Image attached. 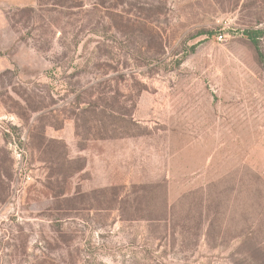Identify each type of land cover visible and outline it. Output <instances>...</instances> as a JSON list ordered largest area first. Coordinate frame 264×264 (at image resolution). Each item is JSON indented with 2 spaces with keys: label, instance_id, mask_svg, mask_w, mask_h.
Returning <instances> with one entry per match:
<instances>
[{
  "label": "rangeland",
  "instance_id": "1",
  "mask_svg": "<svg viewBox=\"0 0 264 264\" xmlns=\"http://www.w3.org/2000/svg\"><path fill=\"white\" fill-rule=\"evenodd\" d=\"M0 264H264V0H0Z\"/></svg>",
  "mask_w": 264,
  "mask_h": 264
},
{
  "label": "trees",
  "instance_id": "2",
  "mask_svg": "<svg viewBox=\"0 0 264 264\" xmlns=\"http://www.w3.org/2000/svg\"><path fill=\"white\" fill-rule=\"evenodd\" d=\"M248 34H250V37L252 38V40L254 41V43L256 44V45H258V42H257V35L256 34H258L259 32L258 31H256V32H247Z\"/></svg>",
  "mask_w": 264,
  "mask_h": 264
}]
</instances>
